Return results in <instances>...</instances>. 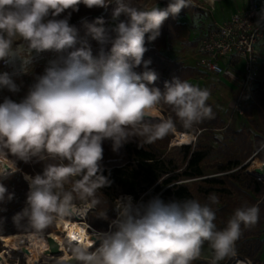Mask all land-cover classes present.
Segmentation results:
<instances>
[{
  "label": "clouds",
  "instance_id": "obj_1",
  "mask_svg": "<svg viewBox=\"0 0 264 264\" xmlns=\"http://www.w3.org/2000/svg\"><path fill=\"white\" fill-rule=\"evenodd\" d=\"M81 4L105 10L114 4L112 24L106 27L104 18L97 17L84 23L81 35L69 23ZM191 4L192 0H167L166 7L138 6L132 0H0V61L19 60L21 71L28 74L33 52L58 54L34 77L19 102L5 97L0 103V162L7 169L0 175L19 171L17 161L44 162L42 173L24 174L29 186L25 206L12 217L19 230L39 236L65 217L101 204L97 193L111 184L100 163L105 141L118 152L137 138L150 144L175 134L177 122L191 132L215 118L207 88L177 77L165 82L164 91L149 86L159 75L149 67L151 60L144 59L146 43L161 35L170 16ZM256 24L264 26V9ZM91 41L100 45L98 56L93 55ZM141 65L143 71L138 72ZM0 88L20 91L8 72L0 73ZM162 104L175 119L155 118ZM194 139L184 135L182 142ZM12 199L14 193L0 183V203ZM217 204L215 194L205 203L192 198L165 201L159 195L147 203H133L130 195L122 196L115 201V219L108 217V208L98 217L108 221L109 230L93 232L92 244L86 236L83 242L69 241L70 254L57 264H193L205 244L212 252L208 264H221L236 255L242 226H255L260 208H236L220 229L213 207Z\"/></svg>",
  "mask_w": 264,
  "mask_h": 264
},
{
  "label": "trees",
  "instance_id": "obj_2",
  "mask_svg": "<svg viewBox=\"0 0 264 264\" xmlns=\"http://www.w3.org/2000/svg\"><path fill=\"white\" fill-rule=\"evenodd\" d=\"M132 2L140 6V0H132ZM84 8L85 6L81 4L79 11L73 12L69 21L80 34L85 32V22L91 23L97 17H103L105 22L109 21L115 5H109L108 9H104L101 13L94 12V9L85 10ZM200 10L192 3L189 8L182 9L177 16H170L162 26L161 35L153 41L154 47H149L146 43L148 51L145 53L144 59L151 60L149 67L159 75V79L153 85H149L150 87H159L161 91H164L165 82H170L174 77L195 84L193 80L204 75L198 68L168 57L161 49L166 47L170 40L178 37L177 31L181 25L180 16ZM95 43L92 46L93 55L98 56L100 45L96 41ZM109 49L110 45L105 47L106 52ZM136 70L143 71V65ZM5 97H8L7 91L0 92V103H3ZM8 98L14 100L11 97ZM253 98L254 102L244 105L243 113L247 118H252L254 110H256L259 119L263 122V128H259L258 133L252 139L251 129L237 130L227 126L226 132L233 137L237 146V154L234 155L229 149L222 151L224 160L211 165L221 173L219 175L208 176L205 171L206 162L210 159L213 149L211 145H201L199 142L181 145L182 162L179 163L174 157H168L159 149L161 139L149 144L144 143L143 138H137V141L125 144L118 152L112 150L110 141H105L103 143V159L100 163L102 174L108 177L111 184L98 191L97 195L101 204L96 207V211L89 214L90 224L98 230L108 231V221L98 217L108 208V217L115 219L116 215L111 207L120 194L132 195L137 203L141 201L147 203L157 195L165 201L198 198L205 203L210 194H215L219 197V204L213 206L216 210L215 222L220 229L226 225L236 208L243 205L259 206L258 222L251 228L242 226V235L236 241V253L258 261L257 256L262 252L264 246L260 230L264 224V180L250 173L248 166L250 161L256 157L264 161V86L262 83H259L253 91ZM162 106L169 113V117L175 119L171 109L167 105L162 104ZM214 113V119L202 122L204 128L211 130L224 123L222 117L217 112L214 111ZM250 122L255 123L253 119H250ZM177 130L189 132L184 130L178 122ZM251 157L252 159L249 160ZM0 163L2 166V162ZM8 163L10 164L11 161ZM41 163L44 165V162L35 160L28 163L17 161L16 164L21 169L0 181L10 193H14V199L0 203V235L6 233L2 231V228H9L12 233H25L32 242H39L32 238L34 235L30 230H19L12 217L25 206L29 191L23 171L27 172L25 174H31L30 176L35 175L40 172L38 164ZM45 163H55V161H45ZM6 176L4 175V177ZM53 229L54 227L51 226L45 230L47 233L43 234L46 235ZM193 264H208V260L200 258Z\"/></svg>",
  "mask_w": 264,
  "mask_h": 264
},
{
  "label": "rangeland",
  "instance_id": "obj_3",
  "mask_svg": "<svg viewBox=\"0 0 264 264\" xmlns=\"http://www.w3.org/2000/svg\"><path fill=\"white\" fill-rule=\"evenodd\" d=\"M159 3L160 7L167 6V0H140V6L147 5L151 7ZM195 6L199 7L201 10L196 12H188L185 15L180 16L179 21L181 23L177 34L178 37L172 39L168 42L166 47H162V51L166 50L172 55L173 59L181 60L188 65L198 66V61H195L196 57L193 56L197 43L200 37L205 33L208 27L211 25L209 19H205V16L209 17L210 13H206V10L202 7L208 6L209 2L206 0H196L192 1ZM219 10V4H217ZM85 10H89L88 8H84ZM104 9H94V12L101 13ZM208 11V10H207ZM216 11V10H215ZM214 11V12H215ZM209 12V11H208ZM217 14V13H216ZM63 15V14H62ZM218 18V16L216 15ZM210 18V17H209ZM221 19V18H220ZM218 22H222L218 20ZM213 23V22H212ZM112 24V17L109 21L106 22L105 26H110ZM83 35V34H81ZM95 41H91V45L94 46ZM96 44V43H95ZM149 47H154L153 42H148ZM165 54V53H164ZM58 56L57 53L52 51H46L42 53L32 54V63L30 65L31 71L28 74H24L21 71L19 60H15L12 62L0 61V73L8 72L14 81L20 86V91L18 93H12L8 91L6 88H0V92L7 91L8 97L13 98L16 102H19L27 93L29 86L34 82V77L36 75H40L44 72V69L48 66L49 61L56 59ZM253 76L251 78L250 86L247 87L245 85V79L247 73L249 71L245 68V63L237 66V68H226L224 74L213 75L210 73H205L202 76H199L197 79L193 80V83L200 86L201 88L209 89L211 96L208 101L209 104L213 106V111L217 112L223 119L224 123L218 127H214L211 130L206 129L202 126V123L197 125L192 133L195 136V139L191 142L192 144L199 142L201 145H211L212 152L210 159L206 162V174L208 176L219 175L216 167L211 166L213 163L222 162L224 160V156L222 151L225 149L231 150V152L236 155V144L234 143V139L231 134L226 132L227 126L233 127L234 129L240 130L242 128L248 130H252L251 138L254 139V135L258 133L259 128H263V122L259 119L258 113L254 110L252 118H247L243 111L244 105L251 104L254 102L253 91L258 87L259 83H262L264 86V46L258 49L256 54V60L253 65ZM233 76V77H232ZM160 111L162 113L163 118H168L169 113L166 112V109L161 105ZM250 119H253L255 123L250 122ZM258 127V128H257ZM179 131V130H177ZM168 137V139H167ZM175 134H170L165 138L161 139V144L159 149L168 157H174L179 163L182 162V155L180 154L181 146H176L173 144V139L175 138ZM254 161H263L260 158L256 157L250 161V165L248 166V170H251V166ZM246 162V161H245ZM244 162V163H245ZM10 165V164H9ZM3 168L6 169L5 163L2 162ZM17 168L20 170L21 168L16 164ZM44 165L38 164V169L40 174L43 171ZM27 173L23 171L24 174ZM29 174V173H28ZM35 174V175H36ZM31 175V174H29ZM32 175V176H35ZM4 177V175H3ZM66 188H70L71 185H66ZM122 196H129L128 194H120L118 198ZM133 198V203H137L136 199ZM116 198V200L118 199ZM241 199V198H238ZM115 200V201H116ZM201 203H204L201 199H198ZM115 201L111 207L113 213ZM96 211V208L91 209L87 212L85 218L78 219L75 216L65 217L70 220H79L80 222H87L90 225L89 230L95 232H105L96 229L89 222V214ZM116 217V216H115ZM53 232L58 238L64 239V233L59 227L58 222L53 225ZM261 230V238L264 239V224L260 227ZM3 232L10 233L11 230L9 228H2ZM47 233V232H44ZM44 235L34 236L33 239L42 242L44 241ZM1 236V235H0ZM95 246H98L96 243ZM2 250V242L0 239V251ZM212 252L207 244L204 245L202 250V259H207L211 257ZM237 259L245 260L246 258L236 253V255L226 261L221 262V264H235ZM253 262V264H264V246L262 252L257 256L258 261H254L251 258H247ZM7 261L9 264H27L25 259L18 260L16 257H7ZM51 259H46L41 264H54V261Z\"/></svg>",
  "mask_w": 264,
  "mask_h": 264
},
{
  "label": "built area",
  "instance_id": "obj_4",
  "mask_svg": "<svg viewBox=\"0 0 264 264\" xmlns=\"http://www.w3.org/2000/svg\"><path fill=\"white\" fill-rule=\"evenodd\" d=\"M260 12L258 8H249L233 14L222 22L211 23L200 37L193 54L197 58L198 66L220 75L225 72V64L230 60L241 59L249 71L245 79V85L249 87L257 54L256 44L264 36V26L256 24ZM244 261L253 264L247 258Z\"/></svg>",
  "mask_w": 264,
  "mask_h": 264
},
{
  "label": "bare ground",
  "instance_id": "obj_5",
  "mask_svg": "<svg viewBox=\"0 0 264 264\" xmlns=\"http://www.w3.org/2000/svg\"><path fill=\"white\" fill-rule=\"evenodd\" d=\"M161 117L163 116L159 108L158 114L155 118L159 119ZM184 135L193 136V134L190 132L177 131L175 133L176 137L173 139V144L184 145L186 143H190L193 141L190 140L189 142H182V137ZM0 170H2L1 163H0ZM251 170L252 172L259 174L260 177L264 179V161H254V163L251 166ZM2 178L3 175H0V179ZM87 212L82 213L76 217H78V219L85 218ZM58 224L65 235L64 239L58 238L53 232L46 234L44 236L43 242H32L29 239L28 235L25 233L10 232V233L2 234L0 236L2 242V250L0 251V264H9L7 261V257L9 256L16 257L18 260L25 259L27 261V264H41V262H43L46 259H51L54 262H58L70 254L68 248V242L72 241L71 235L79 236L81 232L84 233V237L85 236L88 237L89 244L93 243L92 241L93 231L89 230L90 225L87 222H80L77 219L70 220L64 218L63 221L58 222ZM48 236L54 237V239L59 243L60 247L63 250L62 254L56 256H48L43 254V250L49 247ZM77 241H79V239ZM235 264H249V263H247L242 259H237Z\"/></svg>",
  "mask_w": 264,
  "mask_h": 264
},
{
  "label": "crops",
  "instance_id": "obj_6",
  "mask_svg": "<svg viewBox=\"0 0 264 264\" xmlns=\"http://www.w3.org/2000/svg\"><path fill=\"white\" fill-rule=\"evenodd\" d=\"M206 2H209L208 6H205L202 8L206 10L207 14L210 13V16H209L210 18L205 16V19H209V21L211 20L210 24L218 20L224 21L230 18L233 14L249 9V8H258L260 10L264 9V0H213V2L206 0ZM217 4H219V10H218ZM216 15L218 16V18L216 17ZM263 46H264V36L256 44L257 52H258V49H260ZM163 52L168 57L173 58L172 55H170L168 51L166 52V50H163ZM194 60L197 61V58ZM242 64H244L243 60L234 58L230 60L227 64H225V71H226V68H237V66L242 65ZM193 67L198 68L200 71L203 72V74L205 73L213 74L205 70L202 67H199V66H193ZM213 75H216V74H213Z\"/></svg>",
  "mask_w": 264,
  "mask_h": 264
},
{
  "label": "water",
  "instance_id": "obj_7",
  "mask_svg": "<svg viewBox=\"0 0 264 264\" xmlns=\"http://www.w3.org/2000/svg\"><path fill=\"white\" fill-rule=\"evenodd\" d=\"M251 159H252V157L249 160H251ZM249 172L254 174V175H256L257 177L261 178L259 174L254 173L252 171H249ZM8 176H10V175H7L6 177H3L2 179H0V181L4 180ZM262 180H264V179H262ZM72 216L76 217L78 215H72ZM48 240H49V247L43 250V254L48 255V256H56V255H60V254L63 253L62 248L60 247L59 243L54 239V237L48 236ZM97 244H98V242H97Z\"/></svg>",
  "mask_w": 264,
  "mask_h": 264
},
{
  "label": "snow or ice",
  "instance_id": "obj_8",
  "mask_svg": "<svg viewBox=\"0 0 264 264\" xmlns=\"http://www.w3.org/2000/svg\"><path fill=\"white\" fill-rule=\"evenodd\" d=\"M83 238H84V233L83 232H81L80 234H79V236H77V235H71V239L72 240H80L81 242H83Z\"/></svg>",
  "mask_w": 264,
  "mask_h": 264
}]
</instances>
